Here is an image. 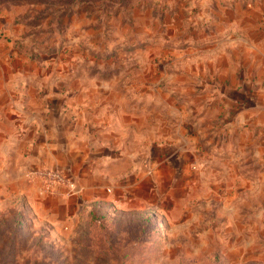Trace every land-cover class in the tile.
I'll return each instance as SVG.
<instances>
[{"label": "rangeland", "instance_id": "374dc122", "mask_svg": "<svg viewBox=\"0 0 264 264\" xmlns=\"http://www.w3.org/2000/svg\"><path fill=\"white\" fill-rule=\"evenodd\" d=\"M0 264H264V0H0Z\"/></svg>", "mask_w": 264, "mask_h": 264}, {"label": "crops", "instance_id": "0c3cea01", "mask_svg": "<svg viewBox=\"0 0 264 264\" xmlns=\"http://www.w3.org/2000/svg\"><path fill=\"white\" fill-rule=\"evenodd\" d=\"M96 114L97 116L95 117V120L82 121L81 123L76 122L75 127L76 129H81L84 125H88L89 127L92 125L94 128L93 132H90L91 129L87 132V129L85 128L84 135H73L72 133L64 134L63 132L59 133L56 139L57 146L54 154L55 156L53 157L56 160L54 165L65 166V164H67V167L73 169L74 174L77 172L85 189L87 177H97L96 187L98 188H94L93 190L95 192H100L105 186H108L111 183L112 179L109 180L108 177L104 175H110L108 169H110V166L119 151L117 146L120 143V137L116 132L115 127L109 123L107 112H103L102 115H99V112ZM72 124H74V122ZM79 126H81V128H79ZM58 129L60 130V127H58ZM86 149H88L89 158L91 157V159H93V163L85 164V168L79 169L83 166L88 155ZM64 158L69 159V161L65 163L63 160ZM84 188L83 190H85Z\"/></svg>", "mask_w": 264, "mask_h": 264}, {"label": "built area", "instance_id": "2783aa9c", "mask_svg": "<svg viewBox=\"0 0 264 264\" xmlns=\"http://www.w3.org/2000/svg\"><path fill=\"white\" fill-rule=\"evenodd\" d=\"M51 176H52V180H54V181H56L58 183H64V184H66L70 188V190H73L74 189V187L70 183V181L65 180L64 177L62 176V174H60V173H52Z\"/></svg>", "mask_w": 264, "mask_h": 264}]
</instances>
